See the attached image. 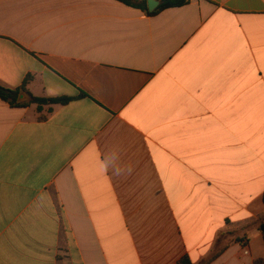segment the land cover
<instances>
[{
  "label": "crops",
  "instance_id": "crops-1",
  "mask_svg": "<svg viewBox=\"0 0 264 264\" xmlns=\"http://www.w3.org/2000/svg\"><path fill=\"white\" fill-rule=\"evenodd\" d=\"M24 82L72 100L0 99V264L264 261V0H0Z\"/></svg>",
  "mask_w": 264,
  "mask_h": 264
},
{
  "label": "trees",
  "instance_id": "trees-1",
  "mask_svg": "<svg viewBox=\"0 0 264 264\" xmlns=\"http://www.w3.org/2000/svg\"><path fill=\"white\" fill-rule=\"evenodd\" d=\"M117 1L127 6L141 9L149 15H155L164 9L183 6L190 2V0H160V5L154 11L149 12L147 6V0H117ZM25 82L24 85H22V87L16 89H9L0 85V99L7 102L11 107H25L31 104H35L37 105V108L39 110H41L43 106H47V105L50 106L54 104H66L72 100V98L70 97L34 96L26 90ZM22 92L28 94L29 99L27 101L20 100V95ZM261 228L264 236V224L261 225ZM221 245H222L221 238H218L212 254L198 264H210L213 260H215L226 248L225 246H221ZM262 263H264L263 260L256 261V264H262ZM177 264H194V263L191 261L188 255H184L178 260Z\"/></svg>",
  "mask_w": 264,
  "mask_h": 264
},
{
  "label": "water",
  "instance_id": "water-1",
  "mask_svg": "<svg viewBox=\"0 0 264 264\" xmlns=\"http://www.w3.org/2000/svg\"><path fill=\"white\" fill-rule=\"evenodd\" d=\"M159 5H160V2L158 0H147V6H148L149 12L154 11ZM23 98H24V95L22 94L20 96V99H23Z\"/></svg>",
  "mask_w": 264,
  "mask_h": 264
},
{
  "label": "rangeland",
  "instance_id": "rangeland-1",
  "mask_svg": "<svg viewBox=\"0 0 264 264\" xmlns=\"http://www.w3.org/2000/svg\"><path fill=\"white\" fill-rule=\"evenodd\" d=\"M222 246V245H221Z\"/></svg>",
  "mask_w": 264,
  "mask_h": 264
}]
</instances>
